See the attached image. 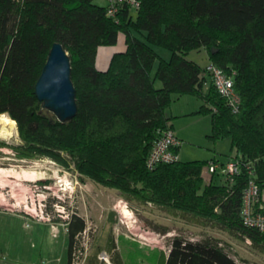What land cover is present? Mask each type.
<instances>
[{"label":"trees","instance_id":"obj_1","mask_svg":"<svg viewBox=\"0 0 264 264\" xmlns=\"http://www.w3.org/2000/svg\"><path fill=\"white\" fill-rule=\"evenodd\" d=\"M141 1L137 13L124 4L113 17L95 0H0V114L16 120L22 140L9 145L0 139V147L22 158L49 156L74 165L82 178L117 188L126 200L181 212L264 251V233L241 218L246 163L264 189V0ZM121 34L126 49L100 69L99 47L116 45ZM56 42L71 57L77 89L78 112L65 122L35 92ZM201 48L234 74L237 111L213 85L206 89L205 66L188 56ZM186 94L202 99L196 113L211 116L209 137L229 138L235 150L230 157L244 162L232 184L206 181L204 170L216 158L148 166L160 130L173 128L176 95ZM67 228V264H74L87 221L75 213ZM169 246L164 264H241L212 236L173 235ZM120 257L112 260L120 264Z\"/></svg>","mask_w":264,"mask_h":264},{"label":"rangeland","instance_id":"obj_2","mask_svg":"<svg viewBox=\"0 0 264 264\" xmlns=\"http://www.w3.org/2000/svg\"><path fill=\"white\" fill-rule=\"evenodd\" d=\"M96 2L105 4V0ZM159 50L162 55L170 56L167 49ZM100 52L102 56L108 55V45L100 46L98 55ZM201 115L175 121L183 140L181 160L204 159L215 150L220 154L232 151L229 138L215 142L209 137L210 117ZM8 117L11 118L9 114H0V139L9 145H19L22 140L18 123ZM215 178L217 182H225L224 178ZM0 209L15 210L33 220L48 222L4 218L10 228L0 230V263L66 264L65 228L68 229V220L76 213L86 219L87 228L78 238L74 264H117L112 257L118 253L121 264H164L170 247L169 236L173 235L193 239L212 236L241 264H264V251L249 239L153 203L126 200L119 189L82 178L74 165L68 168L49 156L22 158L7 146L0 147ZM50 223L60 225L54 228ZM13 235L17 239L16 251L9 252L1 241Z\"/></svg>","mask_w":264,"mask_h":264},{"label":"built area","instance_id":"obj_3","mask_svg":"<svg viewBox=\"0 0 264 264\" xmlns=\"http://www.w3.org/2000/svg\"><path fill=\"white\" fill-rule=\"evenodd\" d=\"M124 4L130 6L134 13L140 10L141 0H108V14L115 17ZM205 75L208 79L206 84L213 85L217 91L228 99L230 106L234 111L239 109L241 99L235 90L234 74L228 73L222 67L210 61L205 66ZM182 140L176 134L172 127H166L160 130V136L153 145L148 158V166L153 168L162 162H172L179 158L176 148L180 146ZM244 166V162L233 157L223 161L216 159L206 166L211 175L209 181L215 177L224 178L231 184L235 176L239 174ZM250 178L243 189V203L241 208V218L245 225L259 229L264 233V196L256 180L255 169L248 162L245 165Z\"/></svg>","mask_w":264,"mask_h":264},{"label":"water","instance_id":"obj_4","mask_svg":"<svg viewBox=\"0 0 264 264\" xmlns=\"http://www.w3.org/2000/svg\"><path fill=\"white\" fill-rule=\"evenodd\" d=\"M35 92L43 107L59 120H72L78 112L77 89L72 78V63L62 43L51 48L46 64L36 83Z\"/></svg>","mask_w":264,"mask_h":264},{"label":"crops","instance_id":"obj_5","mask_svg":"<svg viewBox=\"0 0 264 264\" xmlns=\"http://www.w3.org/2000/svg\"><path fill=\"white\" fill-rule=\"evenodd\" d=\"M107 4H108V0H105V4L104 5H107ZM126 47H127V45H126L125 35L121 34L120 38H119V42L116 45L108 46V55L106 54L105 56L104 55L102 56L101 52L99 53V55L97 57V65H98V67L100 69H107V67L110 64V60H111V57L113 56V54L115 52H118V51H124L126 49ZM159 51H161V50H159ZM190 54H192L191 57H190L191 59L196 60L197 62H199L203 66H205L210 61L209 54H208L207 50L204 49V48L193 50V51H191L189 53V55ZM163 56H165V55H163ZM165 57H167V56H165ZM160 83L161 82H159V83L157 82V85L161 86L162 83L161 84ZM209 86H210V84H206V89ZM202 104H203L202 99L198 98L197 96L189 95V94L178 95V98L173 101V103L171 105V108H170V111L172 113L173 118L170 121V123L173 125V128L176 131V134L180 137L181 140H182V137H181V135H179L178 130H176L175 121H179L182 118L187 119V118H200V117H202V115L200 113H196L199 110V108L201 107ZM205 115H206V117H210L209 123H210V126H212L211 116L208 115V114H205ZM182 143H183V140H182ZM231 147H232V143H231ZM180 151H181V146H180V148L178 150V153ZM224 154L225 153L220 154V153H218V151L215 150L213 154L211 153V155H208L204 159L216 158V159H220V160L225 161V160L229 159L230 154H235V150L232 148V151H231L230 154H225V155ZM191 160H193V159H191ZM207 174L209 175V172H208V170L206 168L204 170V176H205L206 181L209 182L208 180H209L210 177L207 178L206 177ZM263 196H264V189H263ZM7 216L16 217L17 219H31V221H33V222H38L39 221V222H43V223L44 222L48 223V222L42 221V220H33L31 217H28V216L24 215L23 213L17 212L15 210L0 209V230L7 229V228L9 229L10 228L9 226L7 227L6 223L3 221V219L7 218ZM25 223L27 224L26 221H25ZM50 224L52 226H54V228H58V226L60 225L58 223H50ZM25 230H26V228H25ZM65 230L67 231V234H68V245H69L68 229L65 228ZM9 231L11 232V230H9ZM1 242L3 243V246H4L5 250H7L9 252H11V250H12V252L16 251L15 248H16V245H17V239H16L15 235H13V238L4 237ZM26 244H27L28 247H31V244H29V242H27ZM3 256H4V254H3ZM120 262L122 263V259H120ZM0 264H11V262H1Z\"/></svg>","mask_w":264,"mask_h":264},{"label":"bare ground","instance_id":"obj_6","mask_svg":"<svg viewBox=\"0 0 264 264\" xmlns=\"http://www.w3.org/2000/svg\"><path fill=\"white\" fill-rule=\"evenodd\" d=\"M8 118H9V117H8ZM9 119L16 123V121H15L14 119H11V118H9Z\"/></svg>","mask_w":264,"mask_h":264}]
</instances>
